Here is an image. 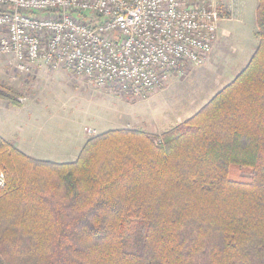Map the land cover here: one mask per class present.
Segmentation results:
<instances>
[{
	"label": "trees",
	"instance_id": "1",
	"mask_svg": "<svg viewBox=\"0 0 264 264\" xmlns=\"http://www.w3.org/2000/svg\"><path fill=\"white\" fill-rule=\"evenodd\" d=\"M255 22L246 65L159 134L109 129L66 162L0 136L3 264H264V0ZM19 95L0 84V98Z\"/></svg>",
	"mask_w": 264,
	"mask_h": 264
},
{
	"label": "built area",
	"instance_id": "2",
	"mask_svg": "<svg viewBox=\"0 0 264 264\" xmlns=\"http://www.w3.org/2000/svg\"><path fill=\"white\" fill-rule=\"evenodd\" d=\"M0 54L18 70L64 69L97 87L146 97L201 64L221 19L214 0H0ZM96 11L103 22L93 23ZM5 173L0 169V189Z\"/></svg>",
	"mask_w": 264,
	"mask_h": 264
},
{
	"label": "rangeland",
	"instance_id": "3",
	"mask_svg": "<svg viewBox=\"0 0 264 264\" xmlns=\"http://www.w3.org/2000/svg\"><path fill=\"white\" fill-rule=\"evenodd\" d=\"M214 1L222 19L205 60L201 64H183L181 73H174L146 97L124 94L115 86L99 88L64 69L18 70L10 55L0 54V84L20 94L18 106L0 100L11 107L24 105L31 113L36 112L42 127L50 131L62 134L65 130L70 135L80 127L76 133L80 132L81 142L118 128L159 134L198 111L246 65L257 46L258 0ZM86 13L93 23L103 22L96 11ZM74 144L75 141L71 146ZM228 176L240 181L250 179L246 170L235 165L229 166Z\"/></svg>",
	"mask_w": 264,
	"mask_h": 264
},
{
	"label": "crops",
	"instance_id": "4",
	"mask_svg": "<svg viewBox=\"0 0 264 264\" xmlns=\"http://www.w3.org/2000/svg\"><path fill=\"white\" fill-rule=\"evenodd\" d=\"M222 19V18H221ZM42 70V69H41ZM42 73V72H39ZM11 107L6 101L0 100V136L12 143L26 155L40 160L66 162L74 160L84 142L80 132L70 133L63 130L62 134L42 127L40 118L29 109ZM39 117V118H38ZM74 136L76 138H74ZM75 144L71 146L72 143ZM65 143H68L65 145Z\"/></svg>",
	"mask_w": 264,
	"mask_h": 264
}]
</instances>
